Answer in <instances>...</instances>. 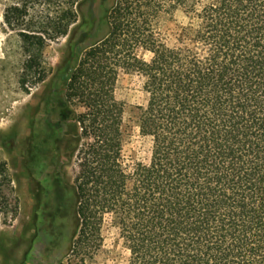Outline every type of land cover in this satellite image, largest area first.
<instances>
[{"label":"trees","instance_id":"trees-1","mask_svg":"<svg viewBox=\"0 0 264 264\" xmlns=\"http://www.w3.org/2000/svg\"><path fill=\"white\" fill-rule=\"evenodd\" d=\"M177 13L184 22L163 31ZM102 19L93 42H75L55 143H43L61 151L53 209L62 223L72 212L75 253L99 250L108 226L124 264H264V0H113ZM19 37L24 86L44 42ZM119 73L142 79L144 159L126 151ZM44 101L49 110L52 93Z\"/></svg>","mask_w":264,"mask_h":264},{"label":"rangeland","instance_id":"rangeland-1","mask_svg":"<svg viewBox=\"0 0 264 264\" xmlns=\"http://www.w3.org/2000/svg\"><path fill=\"white\" fill-rule=\"evenodd\" d=\"M112 3L113 0H0V264H124L126 253L116 241L117 232L108 226L99 250L86 249L77 254L71 211L62 223L57 243L50 230L39 232L35 221L36 215L53 206L61 188L56 182L61 151L55 152L53 144L47 149V156L57 153V159L55 154L50 155L52 163L50 159L44 161L46 152H43L47 135L54 133V143L57 136L58 78L74 67L75 42L94 41V23L104 22L102 15ZM160 22H164L163 31H170L173 22L184 19L177 13ZM66 24H69L67 34L59 35L58 30ZM103 32L106 29L100 33ZM20 34L42 38L44 42L38 69L35 74L24 76V86L20 81L26 56ZM42 76L44 81L39 82ZM51 93L55 102L48 110L44 100ZM114 94L117 101L125 104L124 120L131 129L126 151L144 159L148 143L139 137L134 125V107L145 101L142 79L119 73ZM73 102L75 105V99ZM76 110L81 111L77 107ZM31 140L35 144L30 147L33 160L27 162ZM77 169L74 156L63 169L71 186ZM40 226L43 228L44 224Z\"/></svg>","mask_w":264,"mask_h":264},{"label":"flooded vegetation","instance_id":"flooded-vegetation-1","mask_svg":"<svg viewBox=\"0 0 264 264\" xmlns=\"http://www.w3.org/2000/svg\"><path fill=\"white\" fill-rule=\"evenodd\" d=\"M47 143V139H45ZM50 143L52 142L51 140H49ZM49 143V142H48ZM34 144L33 140L30 141V143H28L29 145V156H28V161H32L33 160V157H32V149L30 147H32ZM55 151V150H54ZM57 152V151H56ZM53 154H56L55 152H53ZM52 152L48 155V151H47V148H46V153H45V156H44V161H51L53 160L52 159V156L50 157V155H53ZM56 159H57V156H56ZM45 211L41 214V215H36V218H35V221H36V228H39V232H47L50 230V234L53 236L54 238V241L55 243H57L59 241V236L62 234V222H61V218L59 219L58 218V215H57V212L55 213L54 209H53V206L50 205L48 206L46 209H44ZM44 224V227L42 228L40 226V224ZM46 229V230H45Z\"/></svg>","mask_w":264,"mask_h":264}]
</instances>
